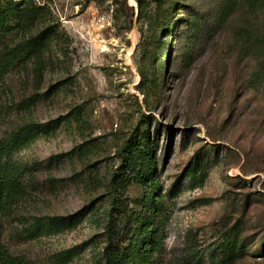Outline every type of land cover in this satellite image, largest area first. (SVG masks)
Wrapping results in <instances>:
<instances>
[{
    "label": "rangeland",
    "instance_id": "374dc122",
    "mask_svg": "<svg viewBox=\"0 0 264 264\" xmlns=\"http://www.w3.org/2000/svg\"><path fill=\"white\" fill-rule=\"evenodd\" d=\"M13 1L31 15L0 36L7 252L103 264L110 238L126 264H264V7Z\"/></svg>",
    "mask_w": 264,
    "mask_h": 264
},
{
    "label": "trees",
    "instance_id": "16d2710c",
    "mask_svg": "<svg viewBox=\"0 0 264 264\" xmlns=\"http://www.w3.org/2000/svg\"><path fill=\"white\" fill-rule=\"evenodd\" d=\"M159 2L160 0H153ZM140 2V1H139ZM247 6L264 7V0H245ZM141 3V2H140ZM141 5L138 13L137 22L142 21L144 25L153 33L158 34L167 27L168 14L155 11L156 8L145 9L149 3ZM31 12H24L19 4L13 0H0V36L10 33L16 25H20L24 20L28 19ZM142 35V34H141ZM147 44L143 42V46H139V50L146 52ZM2 149H6L5 146ZM16 167V166H15ZM22 193V186L18 178L17 170L12 164H4L0 166V216L10 211L16 200ZM37 228L36 230H38ZM128 259V249L120 248L119 242L111 243L109 238L108 245L103 252V264H126ZM0 264H28L20 258L12 257L4 248L0 241Z\"/></svg>",
    "mask_w": 264,
    "mask_h": 264
}]
</instances>
